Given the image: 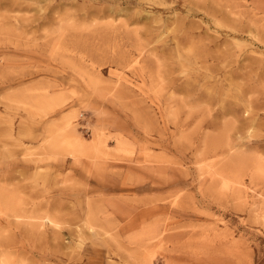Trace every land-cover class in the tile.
<instances>
[{
  "label": "rangeland",
  "instance_id": "obj_1",
  "mask_svg": "<svg viewBox=\"0 0 264 264\" xmlns=\"http://www.w3.org/2000/svg\"><path fill=\"white\" fill-rule=\"evenodd\" d=\"M0 264H264V0H0Z\"/></svg>",
  "mask_w": 264,
  "mask_h": 264
},
{
  "label": "bare ground",
  "instance_id": "obj_2",
  "mask_svg": "<svg viewBox=\"0 0 264 264\" xmlns=\"http://www.w3.org/2000/svg\"><path fill=\"white\" fill-rule=\"evenodd\" d=\"M204 86V85H203ZM202 89V88H201ZM218 99V98H217ZM250 107V106H249ZM224 129V128H223Z\"/></svg>",
  "mask_w": 264,
  "mask_h": 264
}]
</instances>
